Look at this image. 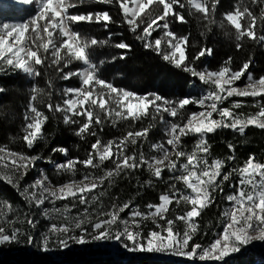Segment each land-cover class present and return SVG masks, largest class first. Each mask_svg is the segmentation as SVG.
<instances>
[{
    "label": "snow or ice",
    "instance_id": "1",
    "mask_svg": "<svg viewBox=\"0 0 264 264\" xmlns=\"http://www.w3.org/2000/svg\"><path fill=\"white\" fill-rule=\"evenodd\" d=\"M32 0H21L28 4ZM106 4L118 5L124 23L129 30L137 33V39L144 42L145 49L155 51L164 61L174 64L177 68L191 73L205 85H212L199 99L185 97L179 101H169L160 95L139 94L130 90L116 87L113 83L101 78L96 63L90 59L89 49L107 41L96 38H87L74 31L75 23H103L105 27L112 23L109 12L87 14H70L69 9L75 7L73 0H35V12L26 21L19 23H0V64L11 69L22 71L29 77L48 75L49 69L62 73L61 79L69 80L73 76L79 78L80 86L63 90V104L53 105L47 103L48 111L64 114L65 124H78L75 135L80 139L86 136L97 137L91 144V150L85 159H69L56 165L57 174L66 173L72 179L56 185L47 175L36 179L34 183L20 189V181L27 175L29 166H35L38 159L36 155H26L22 152L6 150L0 147V161L7 151L8 162L0 168V178L9 185H13L29 206L40 207L45 202L53 205L51 209H44L43 215L53 221L47 231L42 234L41 244L44 251L49 250L50 243H55L61 248H67L69 243L86 244L96 241L118 242L129 252L165 253L179 257H186L192 261L203 264L210 262H223L226 257L241 251L246 245L254 242H264V163L255 160V154H250L242 166L224 172L225 161L214 159L209 162L210 145L207 135L220 128H227L243 134L249 126L264 129V104L256 105L259 111L247 115L234 111L242 107L243 101H234L232 107H219L229 97H264V75L254 78L247 75L244 86H235L247 72L251 60L244 62L239 70H232L222 66L218 71H198L190 62L186 63V45L189 37H178L170 29L168 18L172 17L177 23H186L182 11L185 5L181 0H99ZM216 2L211 5L215 10ZM254 3L259 0H253ZM195 12L203 14L205 19L210 15L208 0H188ZM191 10V9H190ZM264 17V9L261 10ZM224 18L235 29V40L240 42L245 37L250 40L264 42V35H256V16L248 7L242 10L236 7L235 11L225 13ZM244 21V23H242ZM163 22V23H160ZM214 21L208 19L211 24ZM143 26V27H142ZM221 23V27H223ZM163 28V36L153 39V32ZM166 46V48H165ZM117 49L130 50L131 45L126 42L115 44ZM237 49L242 47L237 43ZM205 54H211L210 49H201L195 59ZM120 59H126V54L121 53ZM231 57L229 58V61ZM81 62L84 67L72 72L63 69L73 63ZM62 65V66H61ZM39 66V67H38ZM41 68L44 72H41ZM52 87V80H48ZM3 89H0L2 92ZM28 111L25 113V127L23 140L28 149H32L38 140L45 139L43 126L48 117L36 106L39 100L43 104L44 97H50L44 89L33 84ZM135 100L136 103H132ZM159 102V103H158ZM198 105L203 111L188 113L185 117L183 111L187 105ZM207 106V107H206ZM170 117L164 119V114ZM214 114L219 116L215 119ZM83 117L82 121L75 119ZM148 117L152 120L160 119L165 124V140L154 143L151 148L157 155L146 157L143 151H132L128 154V146H137L142 139H146L150 128L146 127L133 130L137 122H143ZM110 121L113 126L118 123L131 121L128 130L118 139H109L102 142L95 130L105 121ZM103 131V128H100ZM196 135L195 146L190 152L183 150L182 138ZM171 147V151L169 147ZM230 151H235L233 145H228ZM59 151L67 155V150L60 147ZM174 157V158H173ZM183 157L185 162L179 163ZM229 156L228 160H233ZM106 161H111L113 167H103ZM49 162H51L49 160ZM77 164L86 169L99 170L85 172L80 179H76ZM179 164V166H178ZM157 179L162 178V173H179L170 179L182 182L187 193L180 192L176 184L169 186V191L159 196L160 203L148 204V212L139 208L130 211L128 218L122 219L121 213L128 210L132 204L129 200L124 203L113 202L105 205L100 197L105 195V182L107 188L114 186L116 179L129 176L137 169L145 168ZM239 180L230 187L236 191L227 195L229 207L221 213L222 231L215 234V238L207 245L194 242V237L199 232L196 218L209 208L216 200V193L223 194V185L230 180L233 174ZM259 177V180L256 177ZM149 185L151 180L147 182ZM97 189H101L97 193ZM71 201L62 207H57L58 201ZM177 206H186L182 213L174 218H169V206L173 201ZM77 205H84L82 211L73 214ZM8 212H12V205H7ZM154 209V210H153ZM25 219L7 220V213L0 207V245L18 242L21 236H27L29 242L34 237L26 232H21L15 227L16 223H27L35 227L33 218L24 214ZM151 220L155 228L144 230V222ZM183 223V230L177 223ZM11 223L13 227L7 230L5 225ZM191 242V243H190Z\"/></svg>",
    "mask_w": 264,
    "mask_h": 264
},
{
    "label": "trees",
    "instance_id": "2",
    "mask_svg": "<svg viewBox=\"0 0 264 264\" xmlns=\"http://www.w3.org/2000/svg\"><path fill=\"white\" fill-rule=\"evenodd\" d=\"M184 3V9L177 8L182 11L186 23H177L172 17L168 18L170 29L178 37L188 36V44L186 45V63H191L198 71L209 70L218 71L222 66H228L232 70H239L242 64L249 59L251 65L245 75L249 73L254 78L264 75V42L259 40L253 41L244 38L243 41L235 40V29L227 23L224 16L225 13L236 10L240 7H248L256 16V35L257 37L264 35V17L261 16V10L264 9V0L254 3L253 0H218L215 10L212 11L211 5L214 0H208L210 15L208 19L214 22L209 24L201 13L195 12L188 3V0H181ZM75 7L69 9L70 14L74 12L84 11H107L112 17L113 22L107 27L103 23H77L73 24V30L81 33L87 38H96L99 41H107L106 44H99L89 49L90 59L97 64L101 78L113 83L116 87L130 90L141 95L151 93L160 95L169 101H179L185 97L193 98L196 96L195 87L199 83V79L193 77L191 73L177 68L174 64L164 61L162 56L155 51L145 49L144 42L137 39V33L129 30L127 24L124 23L118 5L106 4L99 0H75ZM9 9V10H8ZM191 9V10H190ZM3 11H14L10 21L18 20L24 12L33 15L30 7L15 8L12 4H7L6 8L0 11V19L3 18ZM26 16V17H27ZM25 17V19H26ZM223 23V27H221ZM244 23V21H242ZM143 27V26H142ZM84 29H88V35H84ZM158 32H153V39ZM126 42L131 45L130 50L117 49L116 43ZM237 43H241L242 47L237 49ZM210 49L211 54H205L199 59H195L201 49ZM121 53L126 54V59H120ZM231 60L229 61V58ZM62 66V65H61ZM39 67V66H38ZM81 68L79 61H73L69 68H64V72H72ZM41 72L44 69L41 68ZM62 73L57 72L54 68L48 70V75L40 77H29L19 70H14L7 65L0 64V147L6 150L22 152L26 155H36L38 159L35 166H29L27 175L24 177L26 181L32 180L38 173L42 171L49 177L53 184L59 185L70 179L68 176L57 182L52 173V165L61 163L65 159L80 158L85 159L91 150V144L95 142L97 137L86 136L85 139L75 135L78 124H65L64 114L59 112L48 111L46 104L52 103L63 104L65 99L63 88L65 85L72 83L75 87H79V78L73 76L69 80L61 79ZM52 80V87L48 86V80ZM36 84L44 89L45 93H50L44 97V103L36 101L37 108L42 111L48 119L43 126V134L45 139L38 140L32 149H28L26 142L23 140L25 127V113L28 111L30 97L32 95L31 88ZM234 101H243L242 107L234 111L243 113H256L259 108L256 105L264 104V97H229L227 100L219 104V107H232ZM193 112L191 104L184 109V116ZM75 119L82 121L83 117ZM131 121L118 123L113 126L110 121H105L102 126H96L95 130L102 142L109 139H118L128 130L127 125ZM149 123L153 126L150 128L146 139H142L137 146H128V154L132 151H143L145 156H151L147 142L160 139L159 118L152 120L148 117L143 122H137L133 130L146 127ZM103 128V131L100 128ZM210 145L208 155L209 161L221 159L225 161L226 167L224 172L230 171L232 168L240 167L248 159L250 154H255V160L264 163V129L255 126H249L243 134L227 128H220L215 132L207 135ZM233 145L235 151H230L228 145ZM64 148L67 155L59 151L53 152L54 148ZM148 149V150H147ZM7 152V151H6ZM229 156H234L233 160H228ZM49 160L51 162H49ZM76 179H80L85 172L94 171L95 174H102L99 170L86 169L83 165L77 164ZM103 167L111 168V161H106ZM151 180L149 185L147 182ZM239 180L237 174H233L228 182L223 185V194L217 192L216 200L209 208L205 209L200 217L196 218L199 224V232L194 237V242L202 245L209 244L217 232L222 229L221 213L227 205V195L235 192V184ZM175 183L177 190L187 193L182 182L170 179V176L162 174L161 179H157L151 175L145 168H140L125 177L121 176L116 179L113 187L107 188L105 182V195L100 200L107 206L113 202L124 203L131 201L130 208H139L145 211L148 204H158L159 196L169 191V186ZM101 189H97V193ZM12 205L21 213L28 214L35 219V210L28 208L26 201L17 197L12 185H9L3 178H0V207L7 213L6 219L10 221L12 213L8 212L7 205ZM26 207V208H24ZM183 202L177 206L175 200L169 206V218H174L178 213H182L185 209ZM24 210V211H23ZM12 214V215H11ZM25 215L23 216V220ZM21 220V219H20ZM0 222H3L0 220ZM7 230H11L12 224L5 225ZM15 227L20 228L21 232L30 234L26 223H18ZM31 235V234H30ZM27 236H21L18 242L6 243L0 245V264H191L183 263L168 259L148 258V257H112L98 250L87 252L65 251L57 260H53L46 254L37 251L28 252ZM37 243V242H35ZM191 243V242H190ZM21 245L22 247H18ZM38 250L37 248H35ZM220 264H264V258H258L257 254L248 253L237 256L229 261Z\"/></svg>",
    "mask_w": 264,
    "mask_h": 264
},
{
    "label": "rangeland",
    "instance_id": "3",
    "mask_svg": "<svg viewBox=\"0 0 264 264\" xmlns=\"http://www.w3.org/2000/svg\"><path fill=\"white\" fill-rule=\"evenodd\" d=\"M73 2H75V0H73ZM7 4H12V5H14L15 8L30 7L33 10V14L35 12V0H32V2L28 3V4L21 3V0H0V11L4 10L6 8V6H7ZM71 10H72V8H71ZM231 11H235V10H231ZM13 13H14V11H9V12L3 11V18L0 19V23H10V24L11 23H19V22H22V21H26L30 17V15L27 16L28 12H24L23 14H20L22 16L20 19L10 21L9 18H12V14ZM87 13H97V11L74 12L73 14H87ZM25 17H26V19H25ZM81 23L88 24L87 22H81ZM160 23H163V22H160ZM75 24H77V23H75ZM164 31L165 30L163 28L158 29L157 30V32H158L157 37L158 36H163ZM83 33H84V35H88V29H84ZM165 48H166V46H165ZM80 64H81V68L84 67V65L81 62H80ZM66 68L68 69L69 66L66 67ZM203 71H205V70H203ZM246 82H247V75L243 76L239 81H237L235 83V86L242 87V86L245 85ZM79 83H80V81H79ZM212 87L213 86L210 85V84L209 85H205L204 83L199 81V83L196 84V87H195V91H196L197 95L194 96L193 98L199 99L201 96H203ZM66 88H76V87L72 83H69V84L64 86L63 90L66 89ZM132 103H136V101L133 100ZM191 107H192L193 112L205 110V109H201L198 105H195V104H191ZM182 111H183V114H184V110H182ZM213 118L219 119V116L217 114H214ZM164 119L165 120H169L170 117H168V115L165 113L164 114ZM164 129H165V124L161 122V124H160V132H161V136L162 137L160 139L155 140V141H148L147 142L148 149L151 151V153H148V154H151V156L152 155H157V153L152 151L151 146L154 143H158V142H161V141L166 139V137L164 136ZM198 138L199 137L196 136V135H189L188 137L182 138L183 150L186 151V152H190L193 149V147L195 146V143H196ZM168 147H169V150L171 151V147L170 146H168ZM139 150L140 149H138L137 151H139ZM2 155H4L5 160L4 161H0V168H3L4 163L8 162V160H9L7 152L3 153ZM151 156H147V157H151ZM67 160H69V159H65L63 162H65ZM183 162H185V159L183 157H181L179 163H183ZM209 162L211 163V161H209ZM57 164L52 165V171L50 173H52V175L55 178H57V182H59L62 179L68 177L69 175L66 174V173L57 174V172H56V165ZM178 166H179V164H178ZM163 173H164V175L170 176V177L179 174V173H169L167 170H165ZM43 176H45V173L42 172V171H38L37 175L30 181H26L23 178L20 181V189L22 190L24 187L34 183V181L36 179H40ZM256 179L259 180V177L257 176ZM13 188H14V190L16 192L17 197H19L22 200H24L23 197L18 193V191L16 190V188L14 186H13ZM226 202H227V205L225 206V208L229 207V202L227 200H226ZM65 203H69L70 204L71 201L70 200L69 201H58L56 206L57 207H62L63 204H65ZM25 205L28 208H32L36 212L34 214V216L36 217L34 219L35 227L34 228L30 227L26 223V226L29 229L30 234L34 237V241L33 242H29L27 240V243H28V246H29L28 247V252H33L35 250L38 253H42V254L48 255L53 260L54 259L57 260L61 256V254L63 252L68 251V250L75 251V252H82V251L83 252H87V251H91V250H98V251L103 252L105 254H108V255H110L112 257H141L142 256V257H148V258L174 260V261L183 262V263L203 264V262H200L198 260L192 261V260H189L186 257H179V256L171 255V254H165V253L129 252L124 247H122L118 242H115V241H96V242H89V243H86V244H75V243H71L70 242L69 246L67 248H61L55 243H50L49 250L48 251H44L43 247H42V244H41L42 234L45 231H47V228H48L49 224L52 223L53 221H51L48 218H46L43 215V212H44L45 208L51 209L53 207V205H51L48 202H45V204L40 206V207H36L35 205L29 206L27 203ZM84 207H85L84 205H77V208L73 209V214H75L77 211H82ZM24 208H26V207H24ZM132 210H134V209L129 208L124 213H121V218L122 219L128 218L129 213ZM148 211H149V209H145V211H142V212H148ZM10 213L13 214V215L11 214L12 216H11L10 221L11 220H15L17 216H19L20 219L23 220L24 212L21 213L19 210H17V207L16 208L14 207L13 211L10 212ZM18 223H16V224H18ZM177 227L182 231L183 230V223L182 222H178L177 223ZM153 228H155V225L151 222V220H148V221L144 222V230H145V232H147L149 229H153ZM221 231H222V229H221ZM35 242H37V243H35ZM17 246L20 247V248L22 247L21 245H18V244H17ZM35 248H37L38 250H36ZM248 253H254V254H257L258 258H261V257L264 258V242H254L251 245H246V246H244L241 249V251H239L237 253H233V254L229 255L228 257H226L223 262H210V264L224 263V262L229 261V260H231V259H233V258H235L237 256H241V255L248 254Z\"/></svg>",
    "mask_w": 264,
    "mask_h": 264
}]
</instances>
